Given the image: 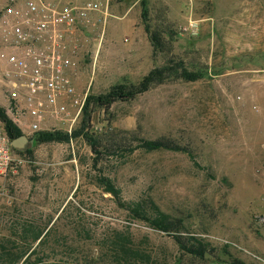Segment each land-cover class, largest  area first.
I'll return each mask as SVG.
<instances>
[{
	"label": "rangeland",
	"instance_id": "1",
	"mask_svg": "<svg viewBox=\"0 0 264 264\" xmlns=\"http://www.w3.org/2000/svg\"><path fill=\"white\" fill-rule=\"evenodd\" d=\"M141 1L112 0L105 21L92 13L78 80L99 95L137 85L171 57L201 77L176 73L109 109L91 104L90 117L72 129H47L68 140L29 141L16 152L17 170L0 179V241L12 236L24 244L27 233L34 258L47 264H264V227L257 222L264 213V0H146L149 22L166 40L167 50L155 55ZM191 18L199 20L197 35L184 30ZM5 93L0 75V108L11 117ZM76 130L100 139V153ZM160 137L184 149L139 146L140 138ZM101 177L121 189L126 205ZM153 202L182 220L186 240L206 245L204 258L129 209L151 211ZM42 229L48 234L39 244L33 237ZM122 243L140 256H123Z\"/></svg>",
	"mask_w": 264,
	"mask_h": 264
},
{
	"label": "built area",
	"instance_id": "2",
	"mask_svg": "<svg viewBox=\"0 0 264 264\" xmlns=\"http://www.w3.org/2000/svg\"><path fill=\"white\" fill-rule=\"evenodd\" d=\"M111 1L6 0L0 7L1 82L11 118L28 137L53 124L72 129L83 117L91 85L78 80L82 41L95 25L92 13H103L105 21ZM184 30L199 34V20L191 18ZM16 152L0 122V179L21 164ZM257 222L264 227V213Z\"/></svg>",
	"mask_w": 264,
	"mask_h": 264
},
{
	"label": "trees",
	"instance_id": "3",
	"mask_svg": "<svg viewBox=\"0 0 264 264\" xmlns=\"http://www.w3.org/2000/svg\"><path fill=\"white\" fill-rule=\"evenodd\" d=\"M142 4V13L141 17L143 20L144 28L146 33L149 36L153 48V54L157 52H165L167 48L165 36L163 31L159 28H153L149 22V10L147 7L146 0L141 1ZM179 71V72H178ZM178 73L180 78H184L188 81H195L201 77L198 72L190 71L184 62H173V58H169L167 63L162 66H155L152 68L137 85H125L117 84L110 88L106 93L99 95L90 94L85 108L83 116L90 117L89 108L91 104H96L102 108L109 109L116 101L123 99L128 100L136 97L139 94H142L148 91L153 85L164 82L166 79L170 78L172 75ZM0 121L4 124L5 129L12 140H15L25 134L19 126L15 124L12 118L0 108ZM76 136L82 135L84 132L82 130L74 132ZM86 139L91 143L93 153H100L99 146H102L100 139L96 138L90 133H84ZM30 141H33L35 144L47 143L53 141H64L69 139L68 134H64L59 130H44L34 133L29 137ZM139 146L149 150L155 151L160 149H169V150H182L184 149L179 144L173 140L160 137L157 139H146L140 138ZM19 153L24 152L23 149H16ZM27 152H30V149H26ZM187 151V150H186ZM101 183L103 184L105 190L108 193H111L116 201L121 205H126L124 203L121 189L108 177H101ZM151 211H147L142 205L136 204L135 206H129L131 212L140 219L145 220L152 228L163 231L167 234L173 235L176 242L179 244L180 248L194 256L204 258L208 253L206 245L200 240H186L181 235V230L183 229V222L181 219H172L167 213L163 212L159 206L154 202L152 204ZM44 230H37L34 232L33 240L37 241L40 239V243L43 242L44 238L47 236L48 232L43 236ZM43 236V237H42ZM22 238L27 239V242L24 244L18 243V240L12 236L2 237L0 241V264H47L42 258H34L36 254V249L32 250V244L28 242V234L24 233ZM118 250L122 252L123 256L128 258L140 256L139 252L132 249L126 244H120ZM222 260V259H219ZM229 262V261H227ZM232 264H242L241 262L235 260L230 262Z\"/></svg>",
	"mask_w": 264,
	"mask_h": 264
},
{
	"label": "water",
	"instance_id": "4",
	"mask_svg": "<svg viewBox=\"0 0 264 264\" xmlns=\"http://www.w3.org/2000/svg\"><path fill=\"white\" fill-rule=\"evenodd\" d=\"M30 141L26 134H23L19 138L12 140V144L16 149L22 150L25 148L26 144Z\"/></svg>",
	"mask_w": 264,
	"mask_h": 264
},
{
	"label": "crops",
	"instance_id": "5",
	"mask_svg": "<svg viewBox=\"0 0 264 264\" xmlns=\"http://www.w3.org/2000/svg\"><path fill=\"white\" fill-rule=\"evenodd\" d=\"M147 37L149 38L148 34H147ZM149 41H150V40H149ZM150 44H151V42H150ZM151 47H152V45H151ZM135 48H138V47L134 46L133 49H135Z\"/></svg>",
	"mask_w": 264,
	"mask_h": 264
}]
</instances>
